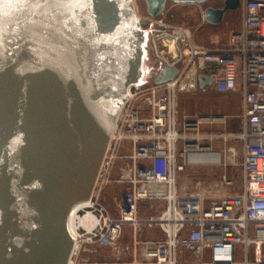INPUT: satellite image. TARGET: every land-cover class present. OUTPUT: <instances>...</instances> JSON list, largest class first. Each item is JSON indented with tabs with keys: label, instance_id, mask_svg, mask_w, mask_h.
<instances>
[{
	"label": "water",
	"instance_id": "1",
	"mask_svg": "<svg viewBox=\"0 0 264 264\" xmlns=\"http://www.w3.org/2000/svg\"><path fill=\"white\" fill-rule=\"evenodd\" d=\"M141 1L158 17L169 2L210 0ZM84 2L89 6L76 8L64 23L53 18L52 6L0 3L6 37L0 44V264H68L73 238L67 215L90 197L127 86L143 73L146 21L138 22L134 1ZM241 3L221 0L202 16L220 24ZM178 72L164 65L154 81ZM185 80L181 91L212 83L208 76Z\"/></svg>",
	"mask_w": 264,
	"mask_h": 264
},
{
	"label": "built area",
	"instance_id": "2",
	"mask_svg": "<svg viewBox=\"0 0 264 264\" xmlns=\"http://www.w3.org/2000/svg\"><path fill=\"white\" fill-rule=\"evenodd\" d=\"M240 9V30L226 43L215 36L207 45L195 42L190 28L164 16L137 14L138 22L145 20L151 33L158 69L166 65L179 72L163 83L137 81L127 86L128 96L119 107L89 197L94 202L81 212L88 225L72 233L70 259L79 255L84 243L116 246L130 227L134 243L143 248L145 264H178L179 247L191 253L190 264H264V0H242ZM186 76H196L197 83L199 77H210L212 83L205 88L217 93L241 92L238 133L200 132V123L224 121V116L184 115L179 120L178 97ZM190 130L194 132L187 133ZM215 139L242 143L241 191H182L177 178L187 166L220 164L202 158L217 150L200 142ZM118 159L130 161L131 173L118 180L128 188L115 199L118 214L114 216L100 197ZM224 182L231 185V177L226 174ZM148 201H162L165 207L158 215L141 216V205ZM154 226L162 230L164 239L138 240L145 228Z\"/></svg>",
	"mask_w": 264,
	"mask_h": 264
},
{
	"label": "crops",
	"instance_id": "3",
	"mask_svg": "<svg viewBox=\"0 0 264 264\" xmlns=\"http://www.w3.org/2000/svg\"><path fill=\"white\" fill-rule=\"evenodd\" d=\"M134 1V0H133ZM144 3V2H143ZM145 4V3H144ZM135 5V4H134ZM189 4H173L172 2L168 3L167 10L164 16L168 22L181 25L183 27L190 28L194 33L195 42L203 45H207L210 42L211 37H219L223 43L228 41L229 36L238 31H227V28L233 23V20H226L225 18L222 23L214 25L208 23L204 20L202 13L204 8L207 5L211 6H220L221 2L210 0L206 4L199 5L197 7V12L200 14V19L198 22H192L190 16L193 14V11ZM136 6V5H135ZM146 10V5H145ZM137 12V11H136ZM241 19H240V28L242 26V10L240 9ZM143 16H148L147 12ZM215 29L221 30L219 33L222 34H213L211 37L207 38L206 41H198L195 37V32L197 30L201 31H213ZM227 35V36H226ZM183 92V91H181ZM188 92V91H186ZM200 95L205 97V101L207 103L206 109H204L201 116H220L225 117L224 121H218L215 123H210L208 121H203L200 123V132L202 133H215V134H233L238 133L242 128V94L240 91L232 92V93H217L213 88H205L199 91ZM220 141L221 139L215 140H207L205 142L201 141L200 143L203 145H210L213 149L214 145L217 144L214 141ZM227 141V140H226ZM211 142V143H210ZM214 142V143H213ZM240 142V141H239ZM210 143V144H209ZM240 146L242 149V143L240 142ZM216 149H219V146L216 145ZM222 153V152H221ZM128 159H118L115 161L113 168L110 173V177L113 179L107 185L110 186V189L107 195L114 200L121 192L123 196L125 190L128 188L127 183L118 182L120 174L124 171L123 167L127 165ZM129 161V160H128ZM116 164V165H115ZM128 167V165H127ZM131 171L128 170V173ZM130 174L126 177H129ZM165 207V203L162 201H148L144 202L141 205L140 215H158L163 208ZM138 240H161L165 238L162 230L154 226L152 228H145L139 235ZM86 254V261L82 264H145L143 257V248L141 245H136L134 243V235L130 227H126L124 232L119 239L116 246L109 245H100V244H92L84 249ZM178 264H190L192 255L189 251H187L184 247H179L178 249ZM154 264V263H147Z\"/></svg>",
	"mask_w": 264,
	"mask_h": 264
},
{
	"label": "rangeland",
	"instance_id": "4",
	"mask_svg": "<svg viewBox=\"0 0 264 264\" xmlns=\"http://www.w3.org/2000/svg\"><path fill=\"white\" fill-rule=\"evenodd\" d=\"M215 1H219V0H215ZM134 3L136 5L135 9L137 11V14L143 16L146 13L145 4L143 3V1L134 0ZM188 7H190L191 10L193 11V14L190 16L191 21L194 23L198 22L200 19V14L199 12H197V7H199V5L189 4ZM240 19H241L240 10L236 12H228L225 21L233 20V23L227 28V31L240 30ZM142 29L143 31H145V35H146V40L143 43V56L141 62V70L143 73L137 81H139L144 85H149L154 82V79L156 77L158 62L156 61V53H155L151 33L148 31V27L145 25H143ZM220 31L221 30L219 29H215L211 32L210 31L203 32L201 30H197L195 32V37L198 41L202 42V41H206L207 38L211 37V35L213 34H219V35L222 34L219 33ZM206 105L207 103L205 101V97L200 95L198 91L180 92L178 97V111H179L178 118H180L179 120L182 121L184 115L190 118H194L201 115L204 109H206ZM193 132L194 131L192 130L187 131V133L189 134ZM206 141L207 140H205V142ZM214 142L217 143L214 145V148L216 149V145H217L219 146V149L216 150L222 152L221 153L222 162L217 165L187 166L185 171L179 173L177 178L178 184L181 187L182 191L186 193L206 191L212 194L214 193L225 194L230 192L232 193V192L241 191L243 171H242V149L239 140L228 139L226 141L221 139L220 141L218 140ZM124 152L127 154L130 153L129 150H125ZM117 163L118 161L116 162V164ZM127 165L123 167L124 171L120 174L121 177H119V179L127 178L126 176L130 174V172L128 173V170L131 171V163L128 160H127ZM226 174L232 179L231 185H226V183L224 182ZM110 180L113 179L110 177ZM110 186L106 185L104 187L102 191V195L100 197V202H102V204H104L110 210L112 215L116 216L118 214L116 200L110 198L107 195ZM121 195H122L121 192L118 195V190H117V197H118L117 199H120ZM66 223L68 230L70 232L71 230L68 225V216ZM80 244L81 242L78 240L76 245L77 250L79 249ZM89 245L90 244L84 243L79 255L78 256L74 255L73 259L71 260V263L69 264H73L74 261L75 263L78 262L79 264L85 262L86 254L84 249L87 248Z\"/></svg>",
	"mask_w": 264,
	"mask_h": 264
},
{
	"label": "snow or ice",
	"instance_id": "5",
	"mask_svg": "<svg viewBox=\"0 0 264 264\" xmlns=\"http://www.w3.org/2000/svg\"><path fill=\"white\" fill-rule=\"evenodd\" d=\"M4 0H0V3H3ZM13 3L17 5H30L33 9H39L42 7H55L57 10L58 15L54 14L53 18L57 19L60 23H64L65 19H74L72 13L78 7H87L89 6L84 0H13ZM45 29L52 28L51 24H43L41 25ZM66 26V25H65ZM59 29L56 31L47 33L48 38L51 39L53 36L59 34ZM6 39L4 35L3 26L0 25V44L4 42Z\"/></svg>",
	"mask_w": 264,
	"mask_h": 264
},
{
	"label": "bare ground",
	"instance_id": "6",
	"mask_svg": "<svg viewBox=\"0 0 264 264\" xmlns=\"http://www.w3.org/2000/svg\"><path fill=\"white\" fill-rule=\"evenodd\" d=\"M202 158L206 159V160L215 161L216 163L222 162V154H221V152H219V150H217L215 153H210V154L204 155ZM93 202H94L93 199L89 200V198H87V199H83V200L75 203L71 207V209L69 211L70 214L68 213V215H67L68 216V225H69V228L71 230L69 233L71 236H72V233L77 232L76 230L79 227H81V226L86 227L88 225L87 222L89 221V219H88L87 215H82L81 212L86 210L89 206H91L93 204ZM66 221H67V219H66ZM66 225H67V223H66ZM67 229H68V227H67ZM76 245H77V242L75 244V247H76ZM71 260H72V258L70 259V261L68 263H71Z\"/></svg>",
	"mask_w": 264,
	"mask_h": 264
},
{
	"label": "flooded vegetation",
	"instance_id": "7",
	"mask_svg": "<svg viewBox=\"0 0 264 264\" xmlns=\"http://www.w3.org/2000/svg\"><path fill=\"white\" fill-rule=\"evenodd\" d=\"M69 260H70V258H69ZM69 262V261H68ZM69 264V263H68Z\"/></svg>",
	"mask_w": 264,
	"mask_h": 264
}]
</instances>
